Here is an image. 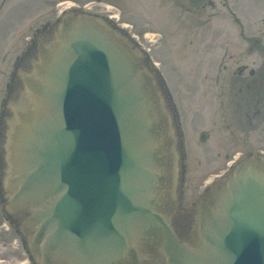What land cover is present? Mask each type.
<instances>
[{
    "label": "water",
    "instance_id": "obj_1",
    "mask_svg": "<svg viewBox=\"0 0 264 264\" xmlns=\"http://www.w3.org/2000/svg\"><path fill=\"white\" fill-rule=\"evenodd\" d=\"M26 86L4 187L37 264H264V159L245 156L180 241L168 117L102 20L65 15Z\"/></svg>",
    "mask_w": 264,
    "mask_h": 264
},
{
    "label": "rangeland",
    "instance_id": "obj_2",
    "mask_svg": "<svg viewBox=\"0 0 264 264\" xmlns=\"http://www.w3.org/2000/svg\"><path fill=\"white\" fill-rule=\"evenodd\" d=\"M122 1L123 17L126 16L129 20L121 21L133 26L137 33H145L144 36L140 35L141 39L146 40L145 43L152 48L154 61L162 63L161 71L168 86L174 94L178 93L176 98H179L182 109H186V136L183 138L185 157L182 160L184 167L181 166L180 169L179 183L184 195L182 203L187 209L200 196V188L197 187L213 179L220 169L207 166L208 158L216 157L217 153L213 150L207 154L209 142L205 145L199 141V136L209 127L201 107L196 108L201 106V92L194 91L200 82L206 80L205 74L208 70L203 66V55L211 44L215 45V50H220V55L224 56V51L225 55L226 52L236 54L237 43L234 34L239 30L231 22L228 12L225 29L222 26L224 22H220L225 19V15L219 16L218 10L212 9L208 10L205 20L212 13L215 15L211 16L206 24L189 28L185 20H176L175 11L170 4L161 9H154L140 7L136 0ZM114 4L115 0H102L101 3L93 0H7L5 6L0 9V124L4 125V128L5 120L12 116V109L17 104V97L22 90L21 75L29 70L26 68L32 65L31 62L36 56L35 52H26L28 38L33 36V39L38 41V34L33 35L35 28H41L49 21L55 22L62 10L73 8L74 5L79 7L80 11L104 17H107V11L118 14V8ZM255 5L256 0H242L238 3L232 0L231 3V11H237L245 17L244 24L249 31L250 28L253 31L259 29L255 27L257 22L253 18ZM195 21L197 22L196 18ZM218 36L220 38L214 40ZM228 58L225 57L223 64H230ZM18 59H24V66L18 65ZM16 80L17 82H13ZM192 97L194 99L190 103ZM4 213L3 203L0 202V264H26L27 255L22 248L20 237L7 224ZM178 233L184 238L189 235L187 230H178Z\"/></svg>",
    "mask_w": 264,
    "mask_h": 264
},
{
    "label": "flooded vegetation",
    "instance_id": "obj_3",
    "mask_svg": "<svg viewBox=\"0 0 264 264\" xmlns=\"http://www.w3.org/2000/svg\"><path fill=\"white\" fill-rule=\"evenodd\" d=\"M93 1L102 2V0ZM236 1L238 3L242 0ZM6 2L7 0H0V9L5 6ZM115 3L114 5L121 10L120 14L116 15L109 11L107 18L111 20L117 17V24L124 25V21H128L129 19L126 16L123 17L122 13L124 11L121 9L123 8L121 7L123 1L115 0ZM136 3L140 7L154 9H161L164 5L170 4L175 11L176 20H185L189 28H193L194 25L206 24L208 19L215 15L212 13L205 20V15L210 9L218 10L219 16H226L228 12L232 16L231 19L235 25L239 28V32L235 34V41L237 43L236 54H227L226 52L225 55L224 51L223 56L222 54L220 55V50L214 49L215 45L211 44V46H207L206 53L204 52L202 59L203 66L205 65L208 70L205 74L206 80H203L200 82V85L194 88V91L201 92L202 96L201 106H196V108L201 107L202 112L205 113L206 122L209 125L208 129L201 134L205 140L203 144L207 145L209 142L206 148L207 154L213 150H216L217 153L216 157L208 158L207 166L209 165L210 168H220L219 173H216L213 179L205 181L200 187H197L200 188L199 199L203 201L200 204L210 206L214 184L224 177L244 154L264 155V0H256L253 11L254 21L257 22L255 27L259 28L257 31H253L252 28L249 31L244 24L245 17L237 11H231L232 0H136ZM77 11V9H74V16L77 15ZM122 19L124 21H121ZM57 21L58 18L55 22L49 21L43 27L35 28L33 35L38 34V41L33 39V36L27 39V53L31 54V51L32 53H38L41 41H49L52 38ZM125 27L128 29V26ZM144 34L143 32H135L133 26L126 32L130 40H135V38L139 40L136 44L142 50L147 52L146 50L148 49L149 52H152V49L148 48L149 46L145 43L146 40L143 41V38L141 39L140 37V35L144 36ZM161 36V40H163V35ZM217 38L219 39L220 37L218 36L214 40ZM148 55L144 54L145 62L148 66H151L150 54ZM226 56L229 57V65L223 64ZM19 61L18 65L24 66V59H18ZM159 65L162 66V63ZM30 67L31 65L27 66L26 69ZM158 75L160 89L165 100V107L171 116L172 127L177 137L176 147L178 154H180L179 156H181L179 160H181L182 165V160L185 157L183 136L185 135L184 114L186 109H182L179 98H176L178 93L174 94L161 74ZM190 89L192 90V87ZM193 99L192 97L190 103ZM3 137L4 132L0 127L1 185L2 177L7 167L2 155ZM222 167L223 169L221 170ZM5 195L3 188L1 190L0 187L1 202L5 200ZM183 196V190L180 189V183H178V198L180 201L178 200V210L174 215L173 224L176 230L192 231L196 204L186 209L182 203ZM21 219L22 217L19 215L8 213L7 220L11 225L19 224ZM28 264L32 263L29 262Z\"/></svg>",
    "mask_w": 264,
    "mask_h": 264
},
{
    "label": "bare ground",
    "instance_id": "obj_4",
    "mask_svg": "<svg viewBox=\"0 0 264 264\" xmlns=\"http://www.w3.org/2000/svg\"><path fill=\"white\" fill-rule=\"evenodd\" d=\"M45 47H46V46H43L44 51H45ZM37 63H38V61H35V64H37Z\"/></svg>",
    "mask_w": 264,
    "mask_h": 264
}]
</instances>
